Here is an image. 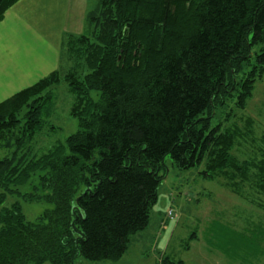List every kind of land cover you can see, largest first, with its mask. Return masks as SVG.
<instances>
[{
  "label": "trees",
  "instance_id": "16d2710c",
  "mask_svg": "<svg viewBox=\"0 0 264 264\" xmlns=\"http://www.w3.org/2000/svg\"><path fill=\"white\" fill-rule=\"evenodd\" d=\"M19 1L0 0V21ZM258 81L264 0H99L60 69L0 105V148L16 147L0 159V264L119 261L149 225L168 156L181 171L205 162L264 212V147L241 164L248 133L231 124ZM62 83L80 131L31 156ZM33 177L25 200L52 208L35 223L19 202L3 208Z\"/></svg>",
  "mask_w": 264,
  "mask_h": 264
},
{
  "label": "rangeland",
  "instance_id": "374dc122",
  "mask_svg": "<svg viewBox=\"0 0 264 264\" xmlns=\"http://www.w3.org/2000/svg\"><path fill=\"white\" fill-rule=\"evenodd\" d=\"M62 63L66 67V62ZM97 95L93 93L96 99ZM72 106L73 96L62 83L54 89L53 103L44 118L42 131L35 136L31 150L27 149L31 156L65 143L67 138L80 131L79 120L70 114ZM234 116L231 124L242 133H248L234 151L235 158L241 164L260 159L264 147L262 82L255 83L246 109L235 111ZM15 149L0 148V159L10 156ZM204 172L205 162L181 171L171 157H166L160 170L164 178L149 225L132 237L124 256L117 262L78 259L75 264H159L164 256L183 264H264V212L256 207L253 198L248 197L245 186L239 195L231 189L232 182L228 179H207ZM37 184V178L33 177L19 188L24 197L9 196L3 208L19 202L26 221L35 223L45 211L52 209L44 202L25 200L26 196L35 193ZM169 212L173 214L172 219H168Z\"/></svg>",
  "mask_w": 264,
  "mask_h": 264
},
{
  "label": "crops",
  "instance_id": "0c3cea01",
  "mask_svg": "<svg viewBox=\"0 0 264 264\" xmlns=\"http://www.w3.org/2000/svg\"><path fill=\"white\" fill-rule=\"evenodd\" d=\"M98 2L20 0L6 12L0 21V105L60 69L62 44L84 34Z\"/></svg>",
  "mask_w": 264,
  "mask_h": 264
},
{
  "label": "built area",
  "instance_id": "2783aa9c",
  "mask_svg": "<svg viewBox=\"0 0 264 264\" xmlns=\"http://www.w3.org/2000/svg\"><path fill=\"white\" fill-rule=\"evenodd\" d=\"M172 218H173V214H172V212H169L168 219H172ZM163 228L164 229L166 228L165 224L163 225Z\"/></svg>",
  "mask_w": 264,
  "mask_h": 264
}]
</instances>
